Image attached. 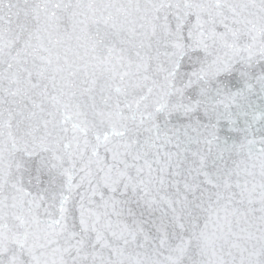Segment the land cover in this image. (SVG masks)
Returning a JSON list of instances; mask_svg holds the SVG:
<instances>
[{
	"label": "snow or ice",
	"instance_id": "obj_1",
	"mask_svg": "<svg viewBox=\"0 0 264 264\" xmlns=\"http://www.w3.org/2000/svg\"><path fill=\"white\" fill-rule=\"evenodd\" d=\"M0 264H264V0H0Z\"/></svg>",
	"mask_w": 264,
	"mask_h": 264
}]
</instances>
